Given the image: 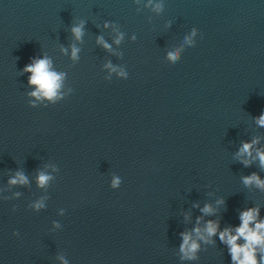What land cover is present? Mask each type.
<instances>
[{"label": "clouds", "instance_id": "9594fccd", "mask_svg": "<svg viewBox=\"0 0 264 264\" xmlns=\"http://www.w3.org/2000/svg\"><path fill=\"white\" fill-rule=\"evenodd\" d=\"M149 4H152V0H149ZM155 11H161L163 8L162 3H157L154 6ZM73 35L77 40L81 38L83 35V23L81 22L79 25H75L71 29ZM196 35V30L193 29L191 35L185 37L186 44H192V37ZM121 36H118L116 39V43L120 42ZM97 43L102 44L104 48H110L103 38H98ZM79 49L75 46L72 47V58H77V53ZM180 49H175L168 53V59L170 61L176 62L179 60ZM106 67L112 68V66L106 65ZM112 71H116L115 68H112ZM24 72L30 73L28 78L29 85H35L36 90L31 92L30 95L35 97L36 99H40L41 97L48 99L49 101H54L58 97V90L61 88V80L63 77V73H57L51 67V60L47 57L33 59L32 63L28 64L24 68ZM120 76L127 79V73L121 71L119 73ZM256 123L259 126H264V112L256 119ZM258 138L254 139L251 143L245 142L237 153L238 157H251L252 159H259L261 167H264V150L257 148L255 156H253V147L258 144ZM249 159H243L242 163L245 166L250 164ZM52 179L50 175L45 174L44 172H39L37 176V185L39 187H45L48 182ZM243 181L246 185L252 184L253 182L264 189V180H261L255 173L251 176H247L243 178ZM9 183L12 185L16 184H27L28 179L22 172H17L13 178L9 180ZM120 180L118 178H114L112 180V187L116 188L119 186ZM218 203H222V201H218ZM44 205L42 202H37L34 207L39 209ZM205 214H210L213 209L210 205H205L202 209ZM259 214V210L256 208L248 209L246 211L241 212L240 220L241 224L239 227L235 229V234H233V230L231 228H225L223 231L219 232L220 240L223 243H226L229 246V252L231 255V259L233 264H257L256 260V251L258 246H264V221L256 222L254 227H250ZM198 218V222H199ZM219 225L217 222L208 221L204 231L207 232L208 236H213L217 233ZM194 231L201 235V230L199 227L195 228ZM14 235H18V233H14ZM183 243L180 246V251L183 253L182 259H194L195 252L197 251L198 244L195 241H191V235L189 233H182ZM243 238L245 241L244 244H237V240ZM201 239L204 237L201 235ZM66 264V262H65ZM261 264H264V255L261 256Z\"/></svg>", "mask_w": 264, "mask_h": 264}]
</instances>
